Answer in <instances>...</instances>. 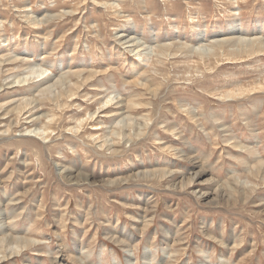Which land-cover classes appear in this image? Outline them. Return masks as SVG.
<instances>
[{"label":"rangeland","instance_id":"rangeland-1","mask_svg":"<svg viewBox=\"0 0 264 264\" xmlns=\"http://www.w3.org/2000/svg\"><path fill=\"white\" fill-rule=\"evenodd\" d=\"M0 264H264V0H0Z\"/></svg>","mask_w":264,"mask_h":264},{"label":"bare ground","instance_id":"bare-ground-1","mask_svg":"<svg viewBox=\"0 0 264 264\" xmlns=\"http://www.w3.org/2000/svg\"><path fill=\"white\" fill-rule=\"evenodd\" d=\"M124 37H126V35H125ZM120 38L122 39V37H120ZM127 38H128V37H127ZM227 39H228V38H227ZM119 40H120V39H119ZM218 40H219V39H218ZM120 42H121V41H120ZM122 42H123V41H122ZM131 42H132L131 39H126L124 43L130 44ZM133 45H134V43H133V44L131 43V44L129 45V47H130V46H133ZM138 46H139V45H138ZM140 46H141V45H140ZM134 47H135V46H134ZM126 48H127V47H126ZM212 50H213V49H212ZM212 50H211V52H213ZM214 50H215V49H214ZM203 51H204V50H203ZM214 52H215V51H214ZM202 53H203V52H202ZM210 54H211V53H210ZM207 55H209V54L207 53ZM15 239H16V238H15ZM20 239H21V238H20ZM26 244L28 245L29 242H24V243H23L24 246H23L22 248H17L16 251H17V250H21V249H23L24 247H26V246H27ZM3 261H4V260H3Z\"/></svg>","mask_w":264,"mask_h":264}]
</instances>
